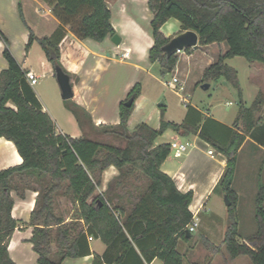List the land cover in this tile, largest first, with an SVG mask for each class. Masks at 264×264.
<instances>
[{"label": "trees", "instance_id": "obj_1", "mask_svg": "<svg viewBox=\"0 0 264 264\" xmlns=\"http://www.w3.org/2000/svg\"><path fill=\"white\" fill-rule=\"evenodd\" d=\"M43 1L60 25L52 35L42 38H37L29 28L26 47L37 40L54 69L60 65L65 70L60 62V42L67 28L80 39L92 38L98 42L116 33L107 0ZM148 7L153 13L150 31L154 39L149 60L159 62L163 74L176 69L177 53L168 57L162 50L170 40L162 26L170 18H176L184 30L192 29L199 34L198 44H227L228 50L205 69L202 83L224 77L238 90L243 103L238 70L226 63V59L242 56L249 62L264 64V0H148ZM19 11L24 19L21 2ZM0 40L8 62V67L0 73V138L13 141L23 158L21 164L0 170V264H16L8 251L18 226L12 215V191L24 197L26 188L33 186L28 180L40 186L29 222L34 226L31 241L39 254L38 264H62L66 257L90 254L88 235L100 237L108 245L103 259L96 257L93 264H103V260L109 264H146L154 258H160L164 264H184L178 243L187 237L188 226L194 220L189 208L193 194L181 192L173 178L161 169L171 152L170 143L156 145L155 142L167 129L183 134L199 133L227 156L226 169L218 183L232 201L227 206L226 254L233 259L246 255L252 264H264V182H259L255 197L257 231L242 242L238 239V197L232 188L237 153L246 135L264 145V114L257 115L261 101L255 100L250 107L242 104L234 127H227L226 141L207 130L206 124L212 118L199 126L202 115L192 122L188 114L180 123L165 120L162 115L158 129L142 123L130 131L128 120L134 103L128 107L125 102L130 97L137 98L141 91L137 82L120 103V121L99 126L104 133L123 140L124 146L86 135L61 134L57 132L56 122L44 111L26 71L11 50L9 38L1 30ZM192 50L189 47L184 51ZM71 110L82 127L89 123L92 128V117L85 107L75 103ZM111 165L119 170L118 176L103 194H96L102 172ZM57 195L72 199L75 218L84 221L86 230L74 233L78 223L63 224V219L54 212ZM115 198L118 200L113 203ZM54 239L57 247L53 251ZM204 243L212 251L221 249L209 240L204 239Z\"/></svg>", "mask_w": 264, "mask_h": 264}, {"label": "crops", "instance_id": "obj_2", "mask_svg": "<svg viewBox=\"0 0 264 264\" xmlns=\"http://www.w3.org/2000/svg\"><path fill=\"white\" fill-rule=\"evenodd\" d=\"M20 2L24 19L21 18L19 11ZM107 3L112 10V24L116 33L121 37V43L119 45L112 41V35L98 42L92 38L80 39L68 28L65 36L60 42V62L65 70L76 78L73 86L75 92L73 98L77 104L85 107L90 112L94 124L91 129H97L101 124H117L120 121L119 112L110 118L106 112L100 110L98 100L96 99L100 96L99 90L102 87L106 89L104 86L110 84L106 83L105 78L108 77L109 82H113L115 74L108 75V71L116 65V63L128 65L133 69L131 72L136 73L150 71L153 64L158 63L149 60V49L154 44V39L150 31V21L153 17V13L148 7V0H142V2H138V0L136 2H126L124 0H113V2H109V0H107ZM42 10L44 13L41 12ZM167 23H170L168 31L163 32L167 37L180 29L181 23L176 18H170L162 26L163 30ZM59 25V19L53 14L49 5L43 0H0V30L9 38L11 50L21 64V67L26 72H35L40 79L45 77L46 72L39 73L38 70L41 69L51 72L54 66L37 40H34L27 49L29 28L33 30L37 38H42L52 35ZM214 44L215 43L208 45L198 44L196 46L198 49L194 53L182 52L184 56L180 58L176 69L173 71V74L177 76L181 75L184 81L183 89L181 90L187 92V86L190 82L193 85L201 83L205 69L214 63L213 60L215 57L213 53L209 51ZM35 45H38V48L34 47ZM196 47H193V49ZM124 48L130 50L131 53L129 57H122L121 54H117V52L122 53ZM3 49L4 43L0 40V73L3 69L8 67V62L3 55ZM227 50L228 47L224 53ZM117 55H121V58L118 59ZM53 71L55 72V69ZM99 82L103 83L100 84ZM132 84L133 80L126 81L122 89L115 94V102L118 106L127 98L132 89ZM210 86H212L211 82ZM32 87L44 111L49 112L43 105V101L35 85ZM187 94L190 95L192 92L188 91ZM228 104H232V102L230 101ZM189 106H191V109H189ZM189 106L185 109L182 121L186 119L188 114L192 122L202 115L203 120L199 125L202 126L207 118H212L213 120L208 121L206 124L209 133L222 141L227 140L229 136V129L227 127H234V122L239 111H237L234 116L232 115V117H230L223 113L217 115L210 107L202 102L190 104ZM263 114L264 111L260 115L262 116ZM52 119L55 121L53 117ZM149 120L150 119H145L139 124L145 123L154 129L160 127L161 123H159V126L156 125L157 122H155V119H152V123ZM57 132L67 134L63 132L58 125ZM172 141L188 143V149L181 156H176L174 152L171 151L166 160L162 163L161 169L173 178L176 186L181 192L186 193L192 191L193 197L189 208L194 218L198 220L196 230L198 228L201 230V240L205 247L198 252L194 250L192 254L195 256L188 259L187 263H185L183 256L184 264H222L223 260L221 256L223 253H226L224 236L229 221L227 217V205L224 201L225 193L222 188L218 186V183L226 169L228 158L210 142L203 139L199 133L183 134L173 129H167L156 139L155 144L170 143ZM249 143H251L250 145L256 152L264 154V145L258 143L249 135H246V139L241 145L237 156L243 152L244 148ZM209 150H213V154L209 153ZM22 162L23 158L18 152L15 143L6 138H0V170L19 165ZM261 167V176H264V159ZM118 174L119 170L114 165L106 168L102 172L101 183L97 188L96 194H103L107 190L109 183L118 176ZM234 184L235 180L233 178L232 188L236 192L237 197H239L240 191L234 187ZM39 188L40 186L38 183L34 182L33 186L26 188L24 197H20L15 191H12V196L14 198L12 215L18 220V226L14 230L9 241L8 251L16 264H38L39 254L34 250L33 242L31 241L34 226L29 222L31 213L36 204ZM67 200L73 205L71 211L72 216L67 213L65 208L60 207L62 204H66ZM117 200L118 199L115 198L113 203H116ZM74 211L75 204L70 197L66 195H57L55 197L54 212L58 217L63 219V224L70 225L74 222L78 223L79 227L77 230H73L74 233H77L79 230H86L87 225L84 221L73 217ZM53 233L55 234V229ZM190 236H192V233H190ZM204 239L209 240L216 246H221L220 251H212L207 248ZM88 241L91 247L90 254L81 257H66L62 260V264H93L96 257L102 260L104 253L108 249V245L100 237L95 235H88ZM182 242L183 239H180L178 243L179 251ZM56 247L57 244L54 239L52 242L53 251L56 250ZM113 254H115V250ZM110 256L112 255H109V257ZM240 261L236 258L229 260L230 264H238ZM243 262L248 264L247 261ZM103 264L109 263L103 260ZM146 264L164 263L160 258H154L150 263Z\"/></svg>", "mask_w": 264, "mask_h": 264}, {"label": "rangeland", "instance_id": "obj_3", "mask_svg": "<svg viewBox=\"0 0 264 264\" xmlns=\"http://www.w3.org/2000/svg\"><path fill=\"white\" fill-rule=\"evenodd\" d=\"M124 1L136 2L137 0ZM109 2H113V0H109ZM138 2H142V0H138ZM41 12L44 13L43 10ZM169 24L170 23H167L164 30L162 29L163 32L168 31ZM184 31L185 30L180 25V29L170 34L169 37L172 38ZM37 46L38 45H35L34 47L38 48ZM227 47L225 42L212 45L209 51L213 53L215 57L213 60L214 62L218 59L219 55L224 53ZM197 49L198 47L193 49L192 52L194 53ZM182 52L186 51L177 53L178 61L184 56ZM117 57L120 59L121 55H117ZM226 63L238 70V78L243 90V103L241 102L238 90L232 87L224 77L220 78L218 81H212V86L206 90L202 88V80L200 84L193 85L190 82L187 86V92H185L180 89L181 84L183 86L184 83L181 75L177 76L173 74V72L163 74L159 62L153 64L150 71L144 73L131 72L133 69L128 65L116 63V65L108 71V75L115 74L113 82H109L108 77L105 78L106 83L110 84L104 86L106 89L102 87L99 90L100 96L96 99L98 100L100 110L106 112L110 118H112L114 114L119 112V106L115 102V94L122 89V86L128 80H133L131 88H133L137 82H140L141 91L134 101L128 120V127L130 130H135L137 125L145 119H150L149 121L151 123L152 119H155V122H157L156 125L159 126L162 115L165 120L181 122L187 105L201 102L210 107L217 115L223 113L232 117V115L234 116L237 111L240 110L242 104L245 105V107H250L255 100H259L261 101L260 109L257 112L259 116L264 111V64L249 62L242 56L227 58ZM53 70V68L51 72L41 69L38 70L39 73H46L45 77L39 79V83L35 85V88L43 101V105L49 111L48 114L55 119L58 127L71 136L86 135L101 141L124 146L125 142L123 140L116 138L114 135L104 133L103 129L100 127L91 129L89 123H86L84 127L79 124L76 116L71 110L72 105L75 104L76 101L74 98L67 100L63 99L60 85ZM173 75L177 76L180 82V86L178 84L176 89H172L167 85V82L171 81L174 77ZM71 78L74 83L76 81L75 76L71 74ZM102 83L103 82L100 84ZM188 91H191L192 94L188 95ZM184 98L187 99V103L184 102ZM230 101L232 104H228ZM161 102H164L165 105L159 106ZM250 144L251 143L244 148L243 152L238 154L234 174V187L240 191L236 211L239 228L238 239L240 242L245 240L246 237L255 234L257 231L255 197L259 182H264V176H261V165L264 154L256 152ZM143 180L145 181V179ZM28 181L32 184L34 183L30 180ZM138 182H141V180ZM60 207L65 208L67 213L71 215L73 205L70 201L67 200L66 204H62ZM73 217H75V213ZM191 233L192 236L187 235V237L183 238V242L179 247L180 251L183 253L185 263H187L188 259L195 256L192 254L194 250L198 252L205 248L201 240V230L198 228ZM221 258L223 260L222 264H230L231 261L229 262V260H232L226 253H223ZM236 259L238 261L242 260L238 264H247L243 261H247L248 264H251L250 258L246 255Z\"/></svg>", "mask_w": 264, "mask_h": 264}, {"label": "water", "instance_id": "obj_4", "mask_svg": "<svg viewBox=\"0 0 264 264\" xmlns=\"http://www.w3.org/2000/svg\"><path fill=\"white\" fill-rule=\"evenodd\" d=\"M112 41L115 44L119 45L121 43L120 35L118 33L113 34ZM198 43H199V34L195 30L188 29L170 38V40L162 47V50L168 57H170L173 54L185 50L186 48L195 47L198 45ZM164 71L167 72L166 69H164ZM55 75L60 85L63 99L67 100L73 98L75 92H74V87L72 85L70 74H68L60 65H56ZM202 88H204L205 90L209 89L210 83L209 82L203 83ZM134 100H135L134 97H130L125 102V105L128 107L132 106ZM159 105L164 106L165 103L161 102ZM224 198L226 205L227 206L231 205L232 201L229 199L227 194H225ZM187 235L190 236L189 230L187 232Z\"/></svg>", "mask_w": 264, "mask_h": 264}, {"label": "built area", "instance_id": "obj_5", "mask_svg": "<svg viewBox=\"0 0 264 264\" xmlns=\"http://www.w3.org/2000/svg\"><path fill=\"white\" fill-rule=\"evenodd\" d=\"M130 53H131L130 50L127 48H124V51L122 53L117 52V54H121L122 57H129ZM26 78L31 86L36 85L40 79L39 76L33 71L26 72ZM178 84H180V82L177 76H174L171 81L167 82V85L171 87L172 89H176ZM180 89H183L182 84H181ZM184 102L187 103L186 98H184ZM170 149L171 151L174 152L176 156H181L188 149V143L172 141L170 142ZM209 153L213 154V150H209ZM197 226H198V220L194 218L193 222L188 226V230L190 232H193L196 230Z\"/></svg>", "mask_w": 264, "mask_h": 264}]
</instances>
